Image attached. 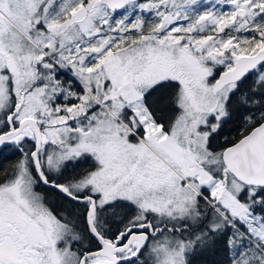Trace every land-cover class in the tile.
<instances>
[{
    "label": "snow or ice",
    "instance_id": "snow-or-ice-1",
    "mask_svg": "<svg viewBox=\"0 0 264 264\" xmlns=\"http://www.w3.org/2000/svg\"><path fill=\"white\" fill-rule=\"evenodd\" d=\"M6 149L0 264H264V0H0Z\"/></svg>",
    "mask_w": 264,
    "mask_h": 264
},
{
    "label": "trees",
    "instance_id": "trees-1",
    "mask_svg": "<svg viewBox=\"0 0 264 264\" xmlns=\"http://www.w3.org/2000/svg\"><path fill=\"white\" fill-rule=\"evenodd\" d=\"M237 134V126L235 124H229L225 127L222 137L227 136L229 138ZM14 161L11 153L6 149L3 153H0V167L10 165ZM54 193V192H52ZM221 256L215 252H206L203 254H197L192 258L193 264H214V261L220 260Z\"/></svg>",
    "mask_w": 264,
    "mask_h": 264
},
{
    "label": "flooded vegetation",
    "instance_id": "flooded-vegetation-1",
    "mask_svg": "<svg viewBox=\"0 0 264 264\" xmlns=\"http://www.w3.org/2000/svg\"><path fill=\"white\" fill-rule=\"evenodd\" d=\"M220 141L221 143L223 142V137H220ZM40 191L43 192V194L54 204H58L59 203V198L58 195L56 193H52L51 191L45 190L43 188L39 189Z\"/></svg>",
    "mask_w": 264,
    "mask_h": 264
}]
</instances>
